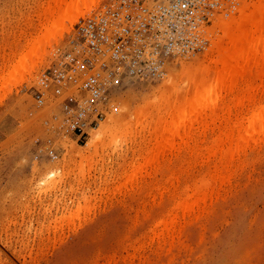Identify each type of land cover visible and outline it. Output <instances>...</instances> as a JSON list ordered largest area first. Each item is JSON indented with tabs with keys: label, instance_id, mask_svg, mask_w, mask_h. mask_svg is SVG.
Returning a JSON list of instances; mask_svg holds the SVG:
<instances>
[{
	"label": "rangeland",
	"instance_id": "obj_1",
	"mask_svg": "<svg viewBox=\"0 0 264 264\" xmlns=\"http://www.w3.org/2000/svg\"><path fill=\"white\" fill-rule=\"evenodd\" d=\"M263 1L235 0L232 14L214 20L210 45L195 54L166 57L155 73L146 76L122 75L118 85L107 91L100 104L102 119L87 130L86 139L79 141L72 131L66 130L67 116L62 108L65 96H54L53 75L67 71V57L83 44L81 28L88 20L103 14L112 0H95L89 7L81 6L72 22L64 19L47 42L35 45L34 49H40L38 56L25 60L24 68L17 67L24 75L23 80L17 85L8 84L3 89L6 96L0 85V96H5L0 99V264H264V138L258 147L254 144L255 147L252 144L247 147V156L242 159L244 164L231 162L233 166L228 167L234 169L231 185L225 183L226 186L219 187L224 193L216 188L215 196H207L209 199L199 211L180 213L176 220L178 225L168 237L156 240L153 234L157 230L154 225L165 216L172 202L162 186H166L169 174L175 169L176 157L203 154L197 161L182 162L184 194H191L189 190L201 172L206 173V181H212L209 176L214 167L210 164L216 163L208 164L207 169L204 157L209 153L206 146H211L213 138L210 132L206 137H198L195 129L196 118L206 116V111H199V115L188 108L197 94L215 90L212 80L215 71L221 69L219 54L223 49L233 48L228 37H224L221 25L232 19L238 22L245 5L247 14L256 15L259 2ZM69 4L70 0H0V79L7 70H12L17 59L31 50L32 46L26 45L28 40L45 33L46 27L55 21L53 11L65 9ZM259 23L258 29L260 26L263 29L264 15ZM257 33L264 38V30ZM220 36L222 43L218 40ZM247 40L246 37V42L242 41V46L247 44L244 48L250 46ZM39 55L42 56L39 58ZM248 57L246 73L242 74L244 77L240 75L243 80L240 77L238 82V77L239 85L236 83L235 91L234 88L229 91L236 96L235 100L239 97L237 104L243 111L245 107H255L260 98L264 100V68H257L254 51L248 52ZM228 78L229 75L222 78L223 83L216 87L217 105L221 104V108L231 97L225 94ZM244 78L252 83L247 84L249 81ZM44 79L48 82L45 89ZM41 93L44 94L40 103L37 96ZM70 93L83 96L76 88ZM241 97H248V101L242 102L246 104L244 108ZM182 104L189 113L186 121L189 125L192 123L193 128H183L179 135L177 123L172 122ZM118 125L125 128L120 131ZM108 126L116 137L109 142L105 138L102 144L99 139L109 134ZM219 133L222 132L217 133L218 137L223 138ZM203 138L207 139L206 144ZM152 139L159 147L161 145L164 155L158 151L160 148L155 151L157 145ZM148 140L153 142L154 149L151 143L148 147ZM178 144L181 151L176 152ZM226 144L224 150L232 149L234 143ZM152 150V154L162 153L164 159L158 153L162 160L147 169V151ZM86 154L92 156L89 157L92 166L88 164L90 160L83 157ZM86 164L91 167L89 174L90 167ZM136 164L142 177L133 189L134 184L124 182ZM193 167L196 169L189 172ZM235 168L239 169L237 175ZM122 179L125 185L121 187ZM209 185L208 190L214 186L212 182ZM187 195L184 196L187 198ZM148 204L153 205L152 208L147 209ZM152 234L154 241L149 236ZM140 241L145 243V250L137 248L141 246Z\"/></svg>",
	"mask_w": 264,
	"mask_h": 264
},
{
	"label": "built area",
	"instance_id": "obj_2",
	"mask_svg": "<svg viewBox=\"0 0 264 264\" xmlns=\"http://www.w3.org/2000/svg\"><path fill=\"white\" fill-rule=\"evenodd\" d=\"M235 0H112L81 28L83 44L69 67L53 75V94L64 97L66 130L77 140L102 119L99 108L120 77L155 73L166 57L195 54L210 45L217 18L234 11ZM47 88V80L42 82ZM83 96H73L72 89ZM44 93L37 96L42 102Z\"/></svg>",
	"mask_w": 264,
	"mask_h": 264
},
{
	"label": "bare ground",
	"instance_id": "obj_3",
	"mask_svg": "<svg viewBox=\"0 0 264 264\" xmlns=\"http://www.w3.org/2000/svg\"><path fill=\"white\" fill-rule=\"evenodd\" d=\"M71 1V4H69V5H66V8L65 9H62V8H59L58 10H54L53 12H54V14L56 15V19H55V21H53L51 24H49L47 27H46V31H45V33H43V34H40V35H38V36H36V38L34 37V39L33 38H31V40L33 39V41H29L28 40V42L26 43V45H31L32 46V48H31V50L30 51H28L24 56H23V58L22 59H17L16 60V62L14 63V65L12 66L13 68H12V70L10 71V70H7V72H6V74H4V76L3 77H1V91L4 89V88H6L7 86H9L8 84H10V83H13L12 85H17L18 83H20L19 82V80L21 81V80H23V77H24V75L22 76V74H21V69L20 70H18L19 68H24V62H25V60H27L28 58H30L31 56H33V55H35V56H38V51L40 50H37V48L36 49H34L35 48V45H41V43L42 42H47L48 40H49V38H50V35L56 30V29H58L59 27H61L62 26V21L65 19L66 21H70V22H72L73 21V19L75 18V16H76V14H77V12L78 11H80L81 10V6L82 7H89L90 5H92V4H94L95 3V0H70ZM78 1V2H77ZM261 4V5H260ZM247 7L248 6H246L245 5V7H243L244 9L241 11V13H240V20L238 21V22H236L235 23V21H233V19L231 20V22L229 21L228 23H223L222 25H221V30L225 33L224 34V37L225 36H227L228 37V39H229V41H230V44L229 45H232V47L233 48H228V49H223L221 52H220V54H219V57H218V61L221 63V69H217L216 71H215V75H214V77H213V80H212V82H213V84H212V87L213 88H215V90H210L211 92H207V93H205V92H203V93H201L200 92V94H197L195 97H194V99L192 100V103H191V101H188V102H190L191 104H190V108H188V109H192V110H194V111H196V112H198V114H199V111H202V110H205L206 112H205V114H206V116H200V119H198V118H196L197 119V121L195 120V122L197 123V126H196V131L198 130V133H196V135L198 134V135H200V136H198V137H201V136H207V134H209V132H210V135L212 136V138L213 139H211L212 140V143L210 144L211 146L209 147V145H207L206 146V149H208L209 150V153L208 154H206V152L208 151H205V153L204 154H206L207 155V157L205 156L204 158L206 159V163H207V165L208 164H210V163H216L215 165L214 164H210V167H214V170H213V172L210 174V176H209V173H208V176L212 179V183L214 184V186H213V188H211L210 187V189L208 190V188L207 187H209L210 185H209V183H211V182H209V181H206V179L208 178L207 176H206V173H204V172H201V173H199L198 174V176H197V174H196V176H197V178H196V176L194 177V178H196L195 180V182L194 181H192L191 183H193V188H192V186H191V188H192V190H189L190 192H191V194H189V196L187 195V194H184L185 193V191L186 190H184L183 188H182V186L183 185H181L182 184V177H183V175H184V170L185 169H183V165H182V162H188V161H197V159L199 160L200 159V157L199 156H201V155H203V154H201V155H199L198 157L197 156H193V154H192V156H191V154H187L184 158H183V155H181L180 154V156H182V158H180V157H176L175 159H176V164H175V166H174V168L175 169H173V171L171 172V174H169V178L166 180L167 182H166V186L165 187H163L162 185V188H164L165 189V191H164V193L165 194H167V196L171 199V204H170V207L168 208V210H167V213H165V216L163 217V218H161V219H159L158 221H157V223L154 225L155 227H156V232H152V231H150V232H152L153 234H154V237L155 238H157L156 240H159V239H164L165 237H168L169 235H170V233L172 234V232H174L175 230H174V227H177V218H178V215H180V213H182L183 215H185V214H194L195 212H197V211H199L200 210V208H202L203 206L202 205H205L206 204V200H208L209 198L207 197V196H209L210 197V195H211V197L210 198H212V196H215V195H213V194H215V193H217L216 191H217V189H218V191L219 192H221L222 190L224 191V189H219V187L221 186L222 187V185L223 186H226L225 185V183H230V182H232V181H230L233 177H232V175H233V172H234V169H232L231 167L233 166V164H232V166H231V162L233 161V162H239L240 164H241V162L243 161L242 159L245 157V155H246V152L245 151H248V150H246L247 149V147L248 146H250L251 144L253 145H255V146H257V144H259L260 142H262V139L264 138V100L262 101L261 100V98H260V100H258V104L255 106V107H253V108H246L245 107V111H243L242 109H240V104H239V106H238V104H237V102H239V100L237 101V99L239 98V97H237L236 98V100L234 99L235 97H233V95H231V92H229L230 90L232 91V88H234L235 86H236V83H237V78H238V82H239V79H240V77L242 76V77H244V75H242L244 72H245V67H246V64H248V62H249V57H248V52H251V51H254L256 54H257V58H256V64H257V68H261V67H263L264 68V38H261V37H259V36H257V32H258V30H259V32L260 31H262V30H264V28L262 29L261 28V26H260V28L258 29V25L260 24L259 22H261V21H263V15H264V1L263 2H259V7H258V9H257V12H256V15H252V14H247L246 13V10H247ZM236 26V27H235ZM235 27V28H234ZM263 34V36H264V33H262ZM221 38L220 39H218V40H220L219 42L220 43H222V36H220ZM223 37V38H224ZM246 37L248 38V40H247V43H248V45H250L249 47H243V46H245V45H247V44H243V46H242V43L243 42H246V41H244V39H246ZM243 41V42H242ZM33 43V44H32ZM42 45H43V43H42ZM39 48H41V46L39 47ZM36 50V51H35ZM44 55V54H43ZM42 55H39V58L41 57ZM17 67H19V68H17ZM26 67V66H25ZM262 68V69H263ZM19 71V72H18ZM24 71H26L25 69H24ZM17 72H18V74H21V76L20 75H18L17 74ZM246 73V72H245ZM227 75H229V78L227 79V81H228V84L226 83L227 81H225V83H226V85H227V87H226V85H224L223 84V86H225L228 90L226 91V88H225V91L227 92V93H225V94H229V95H231V97H229V102H228V99H227V101L226 102H228L229 104L228 105H226V102H222L223 104H222V106H224V107H222L221 108V102H219V104L220 105H217L218 104V101H217V98H218V94H219V92H218V90L216 89V87H218V85L219 84H221V83H223V80H222V78H224V77H226ZM241 75V76H240ZM19 77V78H18ZM242 77H241V79H242ZM245 77H246V75H245ZM248 77H249V79H250V74L248 75ZM249 79L247 78V79H245L244 78V80H248L249 81ZM243 80V79H242ZM247 82V81H246ZM17 83V84H16ZM252 83V81L250 80L249 81V83L247 82V84H251ZM244 84H245V81H244ZM246 84V85H247ZM237 85H239L238 83H237ZM204 87V86H203ZM235 89L236 88H234L233 89V91H235ZM264 90V89H263ZM262 90V91H263ZM3 92L4 93H2V94H4L5 95V91L3 90ZM233 93H235V92H232V94ZM237 93H238V90H237ZM236 93V95L238 96V94ZM240 94V93H239ZM0 95H1V93H0ZM4 95H2V97L0 96V99H2L3 98V96ZM17 95V94H16ZM16 95H14V97L16 96ZM6 96V95H5ZM4 96V97H5ZM240 96H241V94H240ZM244 96V95H243ZM13 97V96H12ZM13 97V98H14ZM261 97V96H260ZM264 97V96H263ZM262 97V98H263ZM157 98V97H156ZM241 98H243V97H241ZM14 99H16V97L14 98ZM13 99V100H14ZM246 99V100H245ZM245 99L243 98V100L241 99L240 101H241V103L242 102H244V101H248L247 99H248V97H245ZM3 100V99H2ZM2 100H0V103H1V101ZM234 101H236V103H234ZM240 103V102H239ZM225 104V105H224ZM1 105V104H0ZM244 105H246L245 103H244ZM244 105H243V103H242V107L244 108ZM248 106V105H247ZM181 106L179 105V107L178 108H180ZM182 107H183V104H182ZM180 108L179 110H178V108H177V116H176V119L175 118H173V119H175V120H173V119H171V121L170 122H172V120H173V122H172V124L173 123H177V134H179L180 135V130L182 129L183 130V128H189L190 129V126H192V123H191V125H189V122L188 121H186V115L187 114H189V113H187L186 112V108H184L185 107V105H184V107L183 108ZM237 107H239L238 109L239 110H237ZM163 108V107H162ZM195 108V109H194ZM189 112V111H188ZM193 112V111H192ZM244 113V115H242ZM144 114V113H143ZM195 115H196V117H197V113H194ZM193 114V115H194ZM199 115H201V114H199ZM188 116H190L191 117V113H190V115H188ZM209 119L210 120V122L208 121L207 122V120L206 119ZM188 120H189V118H188ZM146 121V120H145ZM152 121V120H151ZM190 121V120H189ZM187 122V123H186ZM194 122V123H195ZM193 123V124H194ZM195 123V124H196ZM194 124V125H195ZM125 126H127V125H125ZM118 127L120 128V131H122V128H125V127H122V125L121 126H119L118 125ZM111 126H108V132L107 133H109L107 136H104L103 138L101 137L100 139H99V142L101 141V140H104L105 138H108L107 140H105V142L107 141V142H109L110 140H114L115 139V137H116V135L114 134L115 132H113L112 130H111ZM192 128H193V126H192ZM154 129V128H153ZM188 129V130H189ZM157 130V129H156ZM191 130V129H190ZM194 130V129H193ZM192 130V131H193ZM155 131V130H154ZM191 131V132H192ZM124 132V131H123ZM194 132H195V130H194ZM194 132H192L193 133V135H195L194 134ZM218 132H222L221 134L223 135V138H222V136L219 138L218 137ZM191 133V134H192ZM126 134V133H125ZM220 133H219V135H221ZM117 135H118V133H117ZM162 135V134H161ZM192 135V136H193ZM210 135H209V137H210ZM121 137V136H120ZM180 137H182V136H180ZM190 136H188L187 138H189ZM194 137V136H193ZM197 137V138H198ZM216 137H218L220 140L218 141V139L216 140ZM184 138V137H183ZM202 138V137H201ZM200 138V139H201ZM211 138V137H210ZM221 138H222V140H221ZM110 139V140H109ZM118 139V138H117ZM116 139V140H117ZM193 139H195V137L193 138ZM199 139V140H200ZM155 143H156V145L158 146V143L156 142V140H154V139H152ZM198 140V139H197ZM202 140H204L205 142V144L207 143L206 142V140L203 138ZM201 140V141H202ZM151 140H148V147L149 146H151V145H153V146H151L152 148L155 146L154 144H153V142L151 143L150 142ZM158 141V140H157ZM180 141H181V143H182V139H180ZM195 141V140H194ZM159 142V141H158ZM196 142V141H195ZM101 143L103 144L104 143V141H101ZM149 143H151V145L149 144ZM210 143V142H209ZM208 143V144H209ZM226 143H228V145H230V144H233V147H232V149H229L228 147L226 148V150H224V148L227 146V144ZM183 144V143H182ZM198 144V143H197ZM200 145V144H199ZM202 145H203V143H202ZM251 145V146H252ZM252 146V147H255V146ZM103 146V145H102ZM156 146V150L155 151H157V148H160V149H158V151L160 150V152H162L161 151V145H160V147L158 146L157 147ZM181 146V145H180ZM180 146H179V144H178V150H176V152H178V151H181L180 150ZM190 145H188V147H189ZM205 146V145H204ZM259 146V145H258ZM257 146V147H258ZM104 147V146H103ZM149 148L150 150L152 149V148ZM163 147V146H162ZM186 147V146H185ZM207 147H209V148H207ZM257 147L255 148L256 150H257ZM105 148V147H104ZM153 148V149H154ZM106 149V148H105ZM205 149V150H206ZM146 150H148V148L146 149ZM256 150H254V151H256ZM251 151V150H250ZM152 152H153V150L151 151V153L150 152H148L147 151V153H149L148 154V157H147V161H145L146 163H145V165H146V168L147 169H150L151 167H154L155 166V164L156 163H159V161L158 160H160V156L159 155H161L162 153V155H164V151L162 152V153H159V152H155L154 154H156L157 153V155H158V153H159V155H158V157H157V155H154V154H152ZM253 152V151H252ZM255 153H257V152H255ZM178 154V156H179V153H177ZM199 154V153H198ZM161 155V156H162ZM166 155V154H165ZM256 156H258V153L257 154H255ZM235 156H237L236 158H235ZM247 156V155H246ZM252 156V155H251ZM83 157H85L86 159H88V160H90L89 159V157H91L92 158V156L90 155V154H86L85 156L83 155ZM164 156H162V158H163ZM255 157V156H254ZM236 159V161H235V159ZM164 159V158H163ZM203 159V158H202ZM92 160V159H91ZM91 160H90V162L88 163L89 165H91L92 166V163H91ZM162 160V159H161ZM160 160V161H161ZM87 161V160H86ZM202 161V160H201ZM203 161H204V159H203ZM202 161V162H203ZM164 162V160L162 161V163ZM237 162V163H238ZM243 162H245V161H243ZM242 162V164H244ZM161 163V164H162ZM200 163V162H199ZM204 164H205V162H203ZM238 163V164H239ZM161 164H159V165H161ZM236 164V163H235ZM246 164V163H245ZM87 165V164H86ZM89 165H87L86 167L88 168V166ZM137 165V164H136ZM136 165H135V167L132 169V170H130V171H128V172H130L129 174H127L128 176H126L127 177V181L125 180V182L124 183H128V185H130V184H134V185H132V187L131 188H133L134 189V187L135 188H137V186L139 185V180H141L140 179V177H142L141 176V172H140V167H139V164L137 165V167H136ZM212 165V166H211ZM50 166V164H48V167ZM163 166H164V163H163ZM195 166H197L198 168H199V166L198 165H195ZM229 166H231L230 168L232 169V170H230L228 167ZM244 166V165H243ZM90 167V166H89ZM160 167H162V165L160 166ZM186 166H184V168H185ZM201 167V166H200ZM246 167V166H245ZM244 167V168H245ZM187 168H191V167H189V166H187ZM196 169V167H193L192 169H190V171L189 172H193L194 170L193 169ZM226 168V169H225ZM239 168V167H238ZM207 169H209V165H208V168ZM225 169V173L223 174L222 173V170H224ZM229 169V170H228ZM243 169V168H242ZM242 169H240L241 171H242ZM246 169V168H245ZM90 170H91V167L89 168V171H87V173L89 174L90 173ZM187 170H189V169H186V171ZM192 170V171H191ZM235 170H236V168H235ZM239 170V169H238ZM238 170H236L235 171V173L238 171ZM202 171V170H201ZM233 171V172H232ZM150 172V171H149ZM196 172H197V170H196ZM199 172V171H198ZM197 172V173H198ZM232 172V173H231ZM244 172V171H243ZM126 173V172H125ZM241 173V172H240ZM88 174H86V175H88ZM236 175H237V173H236ZM235 175V177H237ZM238 175H239V173H238ZM188 177H189V174L187 175ZM205 176L207 177V178H205ZM188 177H185V178H188ZM192 177V176H191ZM122 178H124V177H122ZM185 178H184V181H188V179H186L185 180ZM204 178H205V180H204ZM210 178L208 179V180H210ZM238 178V177H237ZM236 178V179H237ZM119 179V178H118ZM235 179V178H234ZM233 179V180H234ZM235 179V180H236ZM121 180V179H120ZM119 180V181H120ZM123 180L124 179H122V182L120 181V183H122V185H120L121 187L123 186V185H125V184H123ZM190 180H192V179H190ZM234 180V181H235ZM119 181L117 180V183H119ZM129 181V182H128ZM229 181V182H228ZM189 182V181H188ZM184 183V182H183ZM186 183V182H185ZM184 183V184H185ZM190 183V182H189ZM207 184L209 185V186H207ZM114 185H116V184H114ZM127 185V186H128ZM164 185V184H163ZM188 185V184H187ZM230 185H231V183H230ZM131 186V185H130ZM134 186V187H133ZM161 186H160V188H161ZM229 186V185H228ZM119 187V186H118ZM184 187V186H183ZM236 187V186H235ZM106 188V187H105ZM117 188V187H116ZM115 188V189H116ZM217 188V189H216ZM226 188V187H225ZM104 189V188H103ZM132 189V191H134ZM163 189V190H164ZM190 189V188H189ZM212 189V190H211ZM114 190V189H113ZM117 190V189H116ZM156 190V189H155ZM184 190V191H183ZM208 190V191H207ZM118 191H119V189H118ZM131 191V192H132ZM144 191V190H143ZM210 191V192H209ZM222 191V192H223ZM117 192V191H116ZM130 192V191H129ZM162 193H163V191H161ZM188 192V191H187ZM163 193V194H164ZM224 193V192H223ZM117 194H119V192L117 193ZM218 194H220V193H218ZM217 194V195H218ZM187 195V198L185 197V196ZM162 196H164V195H162ZM186 199H185V198ZM207 198V199H206ZM164 201V200H163ZM166 201H168V200H166ZM159 202L160 203H162V200L160 201L159 200ZM158 202V203H159ZM169 202V201H168ZM205 202V203H204ZM150 203V202H149ZM159 203V204H160ZM165 203V202H164ZM159 204H155L154 203V205H159ZM161 205V204H160ZM159 205V206H160ZM136 206V205H135ZM137 206H139V205H137ZM150 205L148 204V206H147V209H149V208H152V206L153 205H151V207H149ZM149 207V208H148ZM93 208V207H92ZM136 208H138L139 209V207H136ZM154 208V207H153ZM159 208V207H158ZM163 208V207H162ZM161 209V208H160ZM146 211H148V210H146ZM163 211H164V209H163ZM79 212H80V210H79ZM166 212V211H165ZM154 213V212H153ZM164 214V213H163ZM163 214H162V216H163ZM149 216V215H148ZM161 215L159 214V217H160ZM154 220V219H153ZM148 223V222H147ZM146 223V224H147ZM58 225V224H57ZM176 225V226H175ZM180 225V224H179ZM55 226V225H54ZM149 227H151V226H149ZM148 227V228H149ZM151 228H153V227H151ZM152 230H154V229H152ZM174 230V231H173ZM54 232V231H53ZM146 233V232H145ZM148 233V232H147ZM146 233V234H147ZM146 234H144L145 236H146ZM150 234V233H149ZM153 234H152V236L151 235H149L150 236V238L151 237H153ZM143 235V236H144ZM143 236H141V237H143ZM153 237V238H154ZM140 238V237H139ZM147 238V237H146ZM153 238H151V239H153ZM154 238V239H155ZM141 239V238H140ZM140 239H137L136 241H138V240H140ZM151 239H149L150 241H151ZM154 239H153V241H154ZM153 241H152V243H153ZM161 241V240H160ZM146 242V241H145ZM137 243V242H136ZM140 244H141V241L139 242ZM150 243V242H149ZM151 243V244H152ZM145 244V243H144ZM143 241H142V244H141V246L140 247H137V248H144V250H145V247H143ZM148 244V243H147ZM135 249V247H134V250H136V253H137V251H138V249ZM152 248V247H151ZM142 249H139L140 251H142ZM135 252V251H134ZM133 252V253H134ZM133 253L131 254V255H133ZM139 253V252H138ZM142 253V255H143V253L144 252H141ZM135 254V253H134ZM140 254V253H139ZM141 255V256H142ZM139 256V255H138ZM134 257V256H133ZM140 257V256H139Z\"/></svg>",
	"mask_w": 264,
	"mask_h": 264
}]
</instances>
